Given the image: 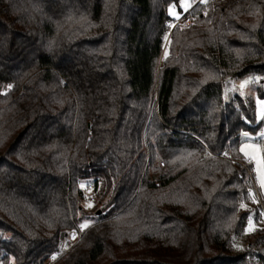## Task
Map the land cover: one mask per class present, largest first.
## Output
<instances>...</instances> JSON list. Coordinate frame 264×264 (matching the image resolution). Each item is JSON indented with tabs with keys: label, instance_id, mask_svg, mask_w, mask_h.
Wrapping results in <instances>:
<instances>
[{
	"label": "trees",
	"instance_id": "16d2710c",
	"mask_svg": "<svg viewBox=\"0 0 264 264\" xmlns=\"http://www.w3.org/2000/svg\"><path fill=\"white\" fill-rule=\"evenodd\" d=\"M179 2L0 0V264H264V222L231 245L255 106L222 99L264 75V0H191L169 30Z\"/></svg>",
	"mask_w": 264,
	"mask_h": 264
},
{
	"label": "rangeland",
	"instance_id": "374dc122",
	"mask_svg": "<svg viewBox=\"0 0 264 264\" xmlns=\"http://www.w3.org/2000/svg\"><path fill=\"white\" fill-rule=\"evenodd\" d=\"M187 4H190V7L185 10L184 7H181V0L178 5H170L173 8V11L178 14L180 17L185 12L189 11L191 8V0H186ZM167 7V15L171 20V23L177 18L169 13V7ZM169 25V30H171ZM169 31L166 33L164 38V48L168 42ZM163 55H161L158 62V68L162 65ZM248 98L253 101L255 106V119L259 124V129L255 134L248 133L247 136L240 135V146L239 151L244 156V158L249 159L253 163L254 167V176H255V187L251 191V199L249 203H252L254 210H250L244 225L243 231L240 236L233 238L232 247L235 249H242L244 247L243 237L255 230L258 225L264 222V188L261 187V178L264 177V165H263V153H264V118L258 119L257 112L259 105L257 104L258 100H264V75L257 73H248L240 77H230L224 80V85L222 88V99L224 102H232L235 97ZM245 146V151L248 153L245 156L244 152H241V146ZM259 169V171H258ZM86 198L82 202L83 212L79 214L81 217L79 223L75 227H79L81 224L89 225L97 219V216L94 214L95 209L101 208V204L94 203L93 195L90 190L85 191ZM86 204H91V207H86ZM249 206V204H247ZM245 205V208H247ZM255 210L258 212L260 219L255 220L254 213ZM81 229V228H80ZM84 230V229H83ZM67 243L63 240L60 244V252L63 253L64 247Z\"/></svg>",
	"mask_w": 264,
	"mask_h": 264
},
{
	"label": "built area",
	"instance_id": "2783aa9c",
	"mask_svg": "<svg viewBox=\"0 0 264 264\" xmlns=\"http://www.w3.org/2000/svg\"><path fill=\"white\" fill-rule=\"evenodd\" d=\"M198 2L201 0H197ZM190 11V10H189ZM187 11L184 14H182L180 17H178L176 20H174L172 23L170 22V26L174 27L176 25H187L191 21V15L190 12ZM170 33V32H169ZM248 178L252 184V188L255 187V176H254V167H250L246 169ZM88 189L92 188V185H87L86 186ZM256 189V187H255ZM253 190V189H252ZM74 234V237H73ZM83 234V230L80 229L79 227H74L70 231H68L64 237V240L66 241L67 245L64 247L63 252H66Z\"/></svg>",
	"mask_w": 264,
	"mask_h": 264
},
{
	"label": "snow or ice",
	"instance_id": "6c2138e0",
	"mask_svg": "<svg viewBox=\"0 0 264 264\" xmlns=\"http://www.w3.org/2000/svg\"><path fill=\"white\" fill-rule=\"evenodd\" d=\"M201 2H204V0H201ZM181 7H184L185 10H187L188 7H190V4H187L186 3V0H181ZM169 13L173 16H175L176 18H178V14L176 12L173 11V8L172 6L169 7ZM9 88L12 87V85H8ZM257 104L259 105V108H258V112H257V118L258 119H261V118H264V100H258L257 101ZM243 135L247 136L248 133L245 132L243 133ZM241 152H244L245 153V156L248 155V153L245 151V146L242 145L241 146ZM259 171V169H258ZM83 187V186H82ZM261 187L264 188V177L261 178ZM86 207H91V204H86L85 205ZM243 207V205H242ZM85 227H87V225L85 224H81L80 225V228L83 230ZM73 237H74V234H73Z\"/></svg>",
	"mask_w": 264,
	"mask_h": 264
}]
</instances>
